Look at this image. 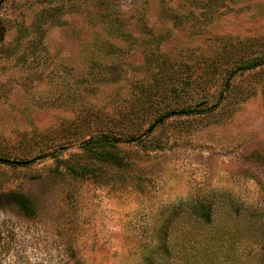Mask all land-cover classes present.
I'll return each instance as SVG.
<instances>
[{"label": "rangeland", "instance_id": "1", "mask_svg": "<svg viewBox=\"0 0 264 264\" xmlns=\"http://www.w3.org/2000/svg\"><path fill=\"white\" fill-rule=\"evenodd\" d=\"M262 57L264 0H0V264H264Z\"/></svg>", "mask_w": 264, "mask_h": 264}, {"label": "trees", "instance_id": "2", "mask_svg": "<svg viewBox=\"0 0 264 264\" xmlns=\"http://www.w3.org/2000/svg\"><path fill=\"white\" fill-rule=\"evenodd\" d=\"M258 65H264V58H256V59H250V60H246L243 61L241 64H239L237 66L236 69H234L232 71V73L229 74V77H231L233 74H237L238 72L241 71H246L252 68L257 67ZM119 138L116 137H95L91 140H88L85 143V147L84 150H86L88 153H90L92 155V157L94 159H103V160H109L117 165H121L122 160L120 159V157L118 155H116V153L114 154L112 153H107V152H102L100 150L106 148V146L111 147L112 149L115 148L117 142H119ZM7 164H12V165H17L20 164L18 162H10V161H4ZM76 170V169H75ZM82 171H77L76 170V175L81 174ZM80 176V175H79ZM9 197V201L11 203H14L18 206V208L20 209V211L22 212L23 215H25L27 218L32 219L33 217L36 216V214L38 213V205L35 201H33L30 197L25 196L21 193H9L7 194ZM194 218L196 220H198L199 222H201L202 224H209L212 221V217H211V210L208 206L203 207L202 209L198 210V211H194L193 213ZM160 232V231H159ZM161 232H164L163 234L166 235L165 231L161 230ZM158 242L156 243V245L154 247H152L151 249L152 252H154L153 254H156L158 251L157 250H165L164 252H166L165 254L168 253L167 251V239L161 238L157 240ZM151 256H153L151 254Z\"/></svg>", "mask_w": 264, "mask_h": 264}]
</instances>
